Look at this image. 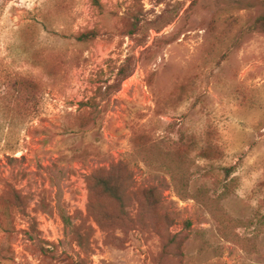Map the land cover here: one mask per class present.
Returning <instances> with one entry per match:
<instances>
[{
	"label": "rangeland",
	"instance_id": "rangeland-1",
	"mask_svg": "<svg viewBox=\"0 0 264 264\" xmlns=\"http://www.w3.org/2000/svg\"><path fill=\"white\" fill-rule=\"evenodd\" d=\"M89 29L91 41L70 37ZM54 53L66 64L52 77ZM127 56L132 73L95 123L72 129L95 81H112L108 59ZM19 75L43 84L25 118L16 101L6 107ZM137 124L161 143L193 142L189 191H226L217 205L241 223L238 243L208 208L176 196L164 169L130 154ZM205 144L222 157L197 156ZM129 157L137 183L159 187L167 218L134 200L124 215L89 189L93 170ZM6 184L25 207L0 227V264H264V0H0V196Z\"/></svg>",
	"mask_w": 264,
	"mask_h": 264
},
{
	"label": "trees",
	"instance_id": "trees-1",
	"mask_svg": "<svg viewBox=\"0 0 264 264\" xmlns=\"http://www.w3.org/2000/svg\"><path fill=\"white\" fill-rule=\"evenodd\" d=\"M138 14L134 15L135 19L130 23L132 26L130 34H134L135 32L132 30H135L143 21ZM98 34L97 30L89 29L71 34L70 37L77 42H86L95 39ZM55 54L52 55L50 70L47 72L52 77H55L66 64L61 55ZM131 59L127 56L118 64L115 60L108 59L107 66L110 69L112 81H95L90 93L78 102L75 112L72 113V129L84 130L95 123L102 102L116 93L120 89L123 80L132 73L134 63ZM11 82L8 86V94L13 96L14 99L10 96L7 99L6 107L9 108L10 102L16 101L18 110L15 115L18 114L19 117L25 118L31 114L28 105L33 104V106H36L39 103L43 92V84L39 80L23 75L17 76ZM129 143L131 147L130 154L135 156L136 160L147 166L164 169L167 172L170 181L169 186L176 196L182 199L192 198L210 210L218 223L222 237L235 243L240 241V235L235 232V227H238L241 223H239V220L226 215L217 205L220 196L222 197L226 193L224 189L215 199L210 197L205 185H201L194 193L189 191L193 175L192 167L195 163L192 156V141L177 139L161 143L154 137L150 129L137 124L131 127ZM222 155V151L217 146L210 144L202 146L197 153V156L207 160L221 158ZM11 158L8 157V160L12 161ZM131 158L119 159L111 162L108 166L93 170L87 176L89 189L95 190L100 197L115 203L124 215L127 214L125 208L129 205V202L134 200L145 205L148 209L162 214V216L157 215V217L167 218L165 211H161L162 194L159 187L156 184L140 185L137 183L135 171L131 165ZM135 158H133V161ZM5 187L6 189L0 196V224L3 223V220L7 223L6 225L4 223V226L0 225V227H4V230L7 231L8 226H11L14 212L23 210L25 202L15 185L6 184ZM59 214L66 233L71 234L78 244L83 246V234L72 223L70 215L62 209L59 210ZM186 224L188 225L189 222L187 221Z\"/></svg>",
	"mask_w": 264,
	"mask_h": 264
}]
</instances>
